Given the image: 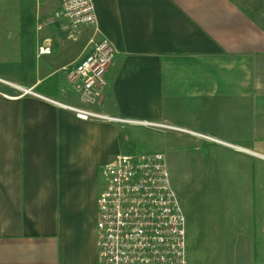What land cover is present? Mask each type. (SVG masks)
Instances as JSON below:
<instances>
[{
  "label": "crops",
  "instance_id": "1",
  "mask_svg": "<svg viewBox=\"0 0 264 264\" xmlns=\"http://www.w3.org/2000/svg\"><path fill=\"white\" fill-rule=\"evenodd\" d=\"M34 1L0 0V264H98L101 174L136 150L131 121L250 162L233 231L264 264V0H93L97 25L75 33L60 0ZM99 39L116 55L96 110L122 122L60 106L79 105L67 74Z\"/></svg>",
  "mask_w": 264,
  "mask_h": 264
},
{
  "label": "built area",
  "instance_id": "2",
  "mask_svg": "<svg viewBox=\"0 0 264 264\" xmlns=\"http://www.w3.org/2000/svg\"><path fill=\"white\" fill-rule=\"evenodd\" d=\"M60 2L72 33L97 25L93 0ZM48 50L40 47L38 53ZM115 55L108 40H92L89 52L67 74L79 105L60 106L81 121L122 122L96 110L103 99L99 89ZM130 123L153 130L177 129ZM134 152L115 157L102 170L103 185L97 198L98 264H187L186 217L164 156Z\"/></svg>",
  "mask_w": 264,
  "mask_h": 264
},
{
  "label": "rangeland",
  "instance_id": "3",
  "mask_svg": "<svg viewBox=\"0 0 264 264\" xmlns=\"http://www.w3.org/2000/svg\"><path fill=\"white\" fill-rule=\"evenodd\" d=\"M43 1H34V10ZM24 11L29 13L30 8ZM60 16L67 20L62 12ZM27 20L30 22L31 16ZM20 88L6 89L19 93L24 89ZM127 138L126 143L136 146L134 153L164 156L171 185L186 216L187 264H258L256 240L239 238L236 244L233 231L235 225L240 226L237 209L252 199L250 182H255V175L249 161L242 170L237 153L209 154L201 141L178 143L170 134L151 128L126 126Z\"/></svg>",
  "mask_w": 264,
  "mask_h": 264
}]
</instances>
